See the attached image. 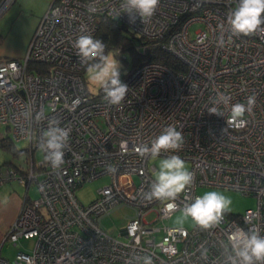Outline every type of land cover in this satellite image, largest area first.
Listing matches in <instances>:
<instances>
[{"label": "built area", "instance_id": "built-area-1", "mask_svg": "<svg viewBox=\"0 0 264 264\" xmlns=\"http://www.w3.org/2000/svg\"><path fill=\"white\" fill-rule=\"evenodd\" d=\"M14 1H0V17ZM239 2L160 0L146 21L135 9L124 11L126 0L49 4L24 57L0 60V124L26 142L29 159L18 180L25 187L36 184L39 194L24 200L1 243L19 248V242L32 241L31 250L18 251L12 260L0 255V264H239L229 235L242 229L264 237V24L250 35L234 34L228 19ZM102 16L157 41L182 69L142 62L120 77L128 86L120 104L110 105L103 90L90 99L83 71L98 58L81 61L74 45L80 35L95 39ZM193 24L200 27L190 35ZM30 64L45 69L37 72ZM249 97L250 109L233 120L231 106L247 105ZM170 125L182 132L183 146L157 156L179 155L190 163L193 181L174 199L149 200L155 167L151 153L141 152ZM51 127L70 133L58 170L44 153L41 162L34 159ZM17 173L0 171V184ZM105 176L109 183L98 196L81 204L76 188ZM199 186L238 191L254 197L256 206L238 215L226 212L208 229L194 221L190 230L164 225L195 202ZM122 207L133 215L114 236L102 220Z\"/></svg>", "mask_w": 264, "mask_h": 264}, {"label": "clouds", "instance_id": "clouds-1", "mask_svg": "<svg viewBox=\"0 0 264 264\" xmlns=\"http://www.w3.org/2000/svg\"><path fill=\"white\" fill-rule=\"evenodd\" d=\"M160 0H126L124 11L131 13L133 9L142 21L151 18L159 5ZM89 11H95L90 8ZM264 0H240L239 6L230 15L228 22L236 35H250L264 24ZM135 21L130 17V23ZM75 48L81 61H93L97 58L100 62L90 63L86 69L89 82L104 92V99L110 105H118L122 102L128 91V86L122 83L120 76L121 64L115 58V54H105V44L94 39L91 35H80L75 41ZM218 96L227 102L228 97L224 93ZM254 103V98L249 97L247 105L235 103L231 106L232 119L237 120L242 117L247 109ZM212 114L223 115L216 108H210ZM46 142L40 145L44 153V161L50 163L54 170L60 169L64 163L65 147L69 141V131L59 127H51L46 132ZM184 143L181 131L174 126L165 127L151 144V148L145 147L141 155L150 152L157 156L161 150L179 151ZM157 183L153 185L152 192L147 195V199L153 197L157 199H174L185 187L192 183V173L187 169L185 161L179 155H173L164 159L160 163V171L156 177ZM232 200L217 191H208L202 196H198L194 203L186 207L183 211L185 217H190L201 228L208 229L218 224L229 209ZM174 204H169L168 208L173 209ZM233 242V249L236 256L240 258L239 264H257L264 262V237L257 233H246L242 229L229 235ZM233 264H237L233 260Z\"/></svg>", "mask_w": 264, "mask_h": 264}, {"label": "rangeland", "instance_id": "rangeland-1", "mask_svg": "<svg viewBox=\"0 0 264 264\" xmlns=\"http://www.w3.org/2000/svg\"><path fill=\"white\" fill-rule=\"evenodd\" d=\"M30 3L33 4V6L39 5L36 0ZM11 5L7 8V10L0 17V60L8 58L9 50L14 45V42L17 41L16 34L18 35V32L14 29V25L16 24L15 21L17 19V17L15 16L16 11H19V9L11 10V7H12ZM33 11L28 10V9H26L25 12L22 11L23 20L26 21L24 23L25 28H27V22H30V20L34 16V14H32ZM199 27L200 25L193 24L189 29L190 35H192V33L195 30H197ZM18 30L20 31V34H22V31H24V28H20ZM122 48H123V45L120 42L105 52L106 55L115 54V58L121 64V67H120L121 76L120 77H122V74L124 71H129L133 65V55L128 49L122 50ZM135 49L138 53L142 52L141 51L142 46L138 40L136 41ZM88 66H86L83 71V78L85 82L86 93L88 94V97L90 99H93L101 93V89L93 86L89 82L87 74H86V69ZM4 138L5 139L7 138L9 141H11L15 149L18 151H21V153H19L17 156H14L12 155L10 151L4 150L3 148L0 147V171L2 175H4L5 173V170H6L5 167L10 163H12L14 167L26 166L25 159L28 157L24 152H22V150H24V148L26 147V142L24 140L15 139L12 136L11 131L5 125L0 124V141ZM34 159L36 163L41 162V160L43 159V152L41 151V149L35 150ZM164 159H168V158L162 157V156H156L150 159V162H149L150 165L155 167V171L153 173V177L155 179L160 171V163ZM185 163H186L187 169L189 170L190 163L186 161ZM8 167L12 168L10 166ZM135 181H137V177H135ZM108 183H109V178L107 176L98 178L90 182H85L81 186L76 188L75 196L81 204L87 205L88 203L93 201L98 196L97 194L98 190L106 186ZM29 187H30L29 196H31L32 198L36 197L37 196L36 185L34 183H31ZM208 191H217L226 196H229L232 200V203L226 212L232 215L242 214L245 212V210L254 209L256 206V200L254 197L245 196L242 193L238 191H234V190H225L221 188L199 186L196 192L199 196H202ZM132 215H133V211L127 207L115 209L111 212L110 215L103 218L102 226L108 232H112V234L116 236L117 232L121 230L123 226L126 224V219L128 217H131ZM151 218H153V215L147 216V220H151ZM157 225L161 226L162 224L158 223ZM164 225L170 226V227H183V228L190 230L194 226V222L190 217H185L181 211H178L174 213L169 219H166L164 221ZM157 239L159 240V236L157 237ZM121 240H124V238H122ZM17 245H20V247L17 248V246H14L9 243H5L2 246L0 255L9 260H12V258H14V256L16 255L18 251H23V252L30 251L32 241H21Z\"/></svg>", "mask_w": 264, "mask_h": 264}, {"label": "crops", "instance_id": "crops-1", "mask_svg": "<svg viewBox=\"0 0 264 264\" xmlns=\"http://www.w3.org/2000/svg\"><path fill=\"white\" fill-rule=\"evenodd\" d=\"M33 1L34 0H15L14 3L11 5V10L19 9V11H16L15 16L17 17V19L15 21L16 24L14 25V29L18 32V35L16 34L17 41L14 42V45L9 50L8 58H5L6 60L19 61L24 57L29 41L34 33V30L40 18L42 17L47 7L53 0H36L39 4L38 6H33V4L30 3ZM26 9L32 11L34 10L32 13L34 14V16L30 20V22H27V28H25L24 26V23L26 21L23 20L22 14V11L25 12ZM20 28H24L22 34H20V31L18 30ZM8 165L5 167V169L8 168ZM15 175L16 177L14 176L11 179H6L2 184H0V254L3 246L1 245L3 237L8 232L10 226L17 218L24 200H34L37 199L39 195L38 187L35 184L37 188V196L34 198L29 196L30 187L26 188L25 186H23L18 180L19 174L17 173Z\"/></svg>", "mask_w": 264, "mask_h": 264}, {"label": "trees", "instance_id": "trees-1", "mask_svg": "<svg viewBox=\"0 0 264 264\" xmlns=\"http://www.w3.org/2000/svg\"><path fill=\"white\" fill-rule=\"evenodd\" d=\"M95 39H99L105 44L106 51L112 48L113 46H115L117 43L121 42V44L123 45L122 50L128 49L133 55V65L131 69L142 62H159L170 67L174 71H179L182 69V66L177 62L176 59H174L173 57L162 51V49L160 48V43H158L157 41L142 39L137 35L135 36L124 25L108 17L102 16L98 19V29L95 35ZM137 40L139 41L141 46L145 48L144 53L143 52L138 53L136 51L135 44ZM98 62H100L99 59L93 62H89L86 66H88L90 63H98ZM28 68H33L37 72H41V73L43 72V69H45L44 66L41 64H37V65L30 64ZM0 147L3 148L4 150L10 151L14 156H17L19 153H21V151L15 149L12 142L9 141L7 138L6 139L4 138L0 141ZM22 152H24L28 156L25 159V165H26L27 160L29 159L28 149L24 148ZM10 165L12 164H9L8 166ZM10 167L17 170L19 172L18 174L24 175L23 173L24 170L26 169V166L24 167L10 166ZM29 186L30 184H26V188ZM27 200L28 199H26V201Z\"/></svg>", "mask_w": 264, "mask_h": 264}]
</instances>
